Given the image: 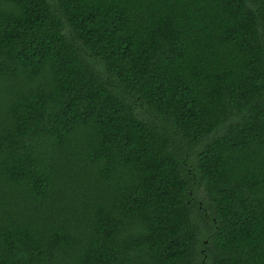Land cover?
<instances>
[{
    "label": "trees",
    "instance_id": "16d2710c",
    "mask_svg": "<svg viewBox=\"0 0 264 264\" xmlns=\"http://www.w3.org/2000/svg\"><path fill=\"white\" fill-rule=\"evenodd\" d=\"M0 264H264V0H0Z\"/></svg>",
    "mask_w": 264,
    "mask_h": 264
}]
</instances>
